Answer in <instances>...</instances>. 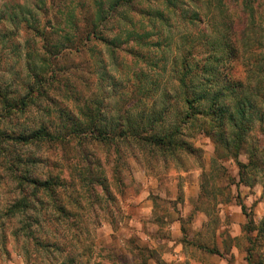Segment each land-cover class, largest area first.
<instances>
[{
  "label": "rangeland",
  "instance_id": "rangeland-1",
  "mask_svg": "<svg viewBox=\"0 0 264 264\" xmlns=\"http://www.w3.org/2000/svg\"><path fill=\"white\" fill-rule=\"evenodd\" d=\"M241 1L225 0L239 36L245 26ZM37 2L0 0V91L13 99L28 92V97L35 96L23 116H8L0 105V129L16 136L57 122L60 108L76 113L84 102L100 97V85L123 83L128 74L142 69L156 79L154 64L161 70L167 64L160 81L169 85V61L186 47L183 38L203 37L196 41L202 56L207 52L205 35L213 39L224 22L219 15L205 18L209 8L203 3L197 8L190 0H180L176 10L161 0L134 1L132 7L109 13L110 22L99 34L112 38L123 32V40L129 30L149 34L154 47L145 49L134 39L122 49L93 41L82 52L68 46L57 53L53 46L58 35L52 25L58 21L56 25L65 28L64 14L75 6L79 9V3L91 9L92 18L93 2L54 0L52 5L46 0L47 18H30L24 7L36 16ZM11 11L16 12L15 21ZM186 11H197L204 19L193 25L183 20ZM146 12L166 19L155 16L150 21L153 17ZM21 19H30L33 25L41 20L45 35ZM80 27L78 36L85 28ZM138 52L144 59L135 56ZM42 59L50 65L45 94L40 96L33 73ZM115 103V98L106 100L108 117L116 113L111 111ZM191 133L194 139L189 142L196 152H179L175 157L126 144L93 142L80 148L75 143L24 146L0 140V264H250L247 251L252 248L255 264H264V231L259 232L264 220V175L253 187L239 183L236 161L221 157L213 163L212 140L200 131ZM254 138L264 148V134L256 132ZM239 161L248 163L246 151ZM27 175L43 181L59 176L66 183L58 189V197L72 213L68 221L49 198L40 195L36 200L29 190L32 207L16 217L7 215L22 197L16 179Z\"/></svg>",
  "mask_w": 264,
  "mask_h": 264
},
{
  "label": "trees",
  "instance_id": "trees-1",
  "mask_svg": "<svg viewBox=\"0 0 264 264\" xmlns=\"http://www.w3.org/2000/svg\"><path fill=\"white\" fill-rule=\"evenodd\" d=\"M50 1L54 5V0ZM91 1L92 18L91 9L85 3L81 6L79 3V9L75 6L68 10V14H64L65 28L57 26L58 21L52 25L58 35L53 46L55 52L63 53L68 46L82 52L93 41L115 49H122L131 39L145 49L155 46L149 40V34L141 35L129 30L125 40L123 32L112 38L99 34L101 27L110 22V18H107L109 13L122 7H132L134 1L144 0ZM161 1L170 9L178 10L181 5L180 0ZM190 1L197 8L201 7L200 3L208 6L205 18H216L219 15L224 18V22L216 28L213 39L205 35L208 42H203V46L207 47V52L202 56L197 54L196 41L203 40V37L193 41L189 40L191 36L183 38L187 40L186 47L179 48L178 55L169 61L171 86L162 85L160 81L162 73L167 71V64L163 70L154 64L156 79L144 69L135 71L130 77L128 74L125 78L127 81L123 83L115 82L105 88L100 85V97L84 102L76 113L60 108L56 111L57 122L42 124L36 130L19 133L17 136L0 129V140L24 146L36 143L66 147L75 143L80 148L93 142L116 147L126 144L143 150L157 149L175 157L179 152H196L189 141L194 139L191 131H200L215 145L213 163L221 157L233 159L239 167V183L255 186L264 175V148L254 138L256 132L264 134V0L241 1V18H244L245 26L241 28L240 36L236 34L238 31L235 30L225 0ZM46 7V0H38L35 5L36 16L28 6L24 10L28 11L30 18H38L39 15L47 18L49 11ZM196 12L191 14L186 11L183 20L193 25L201 22L204 18ZM9 14L12 21L18 19L15 11ZM146 14L153 17L150 21L156 19L155 16L161 17L159 19L163 22L166 19L158 13ZM21 23L38 30L41 36L46 33L45 27H41V20L33 25L30 19H21ZM80 24L85 28L83 34L78 36ZM44 50L48 48L44 47ZM135 56L140 59L145 57L140 52L135 53ZM49 65L48 59H42L40 66L34 65L36 71L33 77L40 96L45 94L43 90L48 80L46 75ZM27 95L22 99H13L0 91V105L4 113L8 116H23L27 107L33 104L31 101L35 100L34 95ZM112 98L116 99V103L111 106V111L116 113L108 117L105 102ZM243 151L248 154L247 164L239 161ZM16 180L22 197L8 209V216L16 217L32 207L26 192L29 190L31 197L36 200L40 195L49 198L63 220L68 221L72 217L71 211L58 197V189L66 186L59 176L43 181L27 175ZM259 230L261 233L264 231V220ZM252 249L247 251V261L255 264Z\"/></svg>",
  "mask_w": 264,
  "mask_h": 264
}]
</instances>
